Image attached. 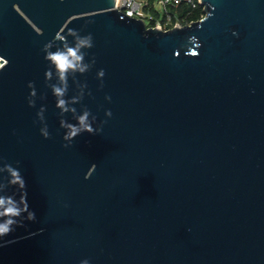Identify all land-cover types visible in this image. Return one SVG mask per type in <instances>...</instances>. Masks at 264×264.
<instances>
[{
  "label": "water",
  "instance_id": "95a60500",
  "mask_svg": "<svg viewBox=\"0 0 264 264\" xmlns=\"http://www.w3.org/2000/svg\"><path fill=\"white\" fill-rule=\"evenodd\" d=\"M200 3L161 29L114 0H0V163L36 216L0 240L15 241L0 264H264V0ZM71 30L96 60L74 107L107 123L66 149L42 48Z\"/></svg>",
  "mask_w": 264,
  "mask_h": 264
},
{
  "label": "clouds",
  "instance_id": "9594fccd",
  "mask_svg": "<svg viewBox=\"0 0 264 264\" xmlns=\"http://www.w3.org/2000/svg\"><path fill=\"white\" fill-rule=\"evenodd\" d=\"M69 36L73 38L72 42H69ZM56 41L59 44L49 41L42 48L44 60L49 65L44 76L46 86L50 88L52 95L55 97V107L59 109V125L60 128L65 130L63 135L65 143L62 147L67 149L72 146L74 138L85 132L91 135L100 134L103 130V124L107 123V121H101L100 125L93 127L97 117L87 107H83L79 113L77 108L74 107V105L83 100L85 89L87 88L86 83L76 79V74L88 72L96 63L95 57H92L89 62L85 61L87 53L84 50L91 49L94 46L91 33L81 36L77 30H71L67 35L58 34ZM70 76L77 91L75 95L66 98L68 97ZM104 76L105 71L100 69L97 72V78L101 80V88L103 87ZM53 80H55V83L52 82ZM27 87L31 90L27 98L28 106L35 107L37 91L34 82L30 81ZM88 95H91V93L89 92ZM39 99L44 100L46 96L41 95ZM105 99L110 101L111 97L106 96ZM45 111L46 107L42 105L36 113L37 121H34V123L38 122L41 125L40 134L45 139H49L50 132L45 120ZM69 113L72 115V119L76 121L75 124L65 119V115ZM105 115L111 117L112 112L108 110ZM0 161H2V158H0ZM5 173L7 174L6 176L3 175ZM12 187H15L17 191L11 195H6L5 192ZM17 193L19 194V199L16 198ZM25 219L28 221L36 219L35 213L29 209L27 202L25 180L18 167H14L9 163H0V240L13 232L16 227H23ZM14 242L4 241L0 243V246ZM80 264H90V262L84 259L80 261Z\"/></svg>",
  "mask_w": 264,
  "mask_h": 264
},
{
  "label": "built area",
  "instance_id": "2783aa9c",
  "mask_svg": "<svg viewBox=\"0 0 264 264\" xmlns=\"http://www.w3.org/2000/svg\"><path fill=\"white\" fill-rule=\"evenodd\" d=\"M114 5L129 16L141 18L147 26L168 29L194 21L191 14L201 3L200 0H114Z\"/></svg>",
  "mask_w": 264,
  "mask_h": 264
},
{
  "label": "trees",
  "instance_id": "16d2710c",
  "mask_svg": "<svg viewBox=\"0 0 264 264\" xmlns=\"http://www.w3.org/2000/svg\"><path fill=\"white\" fill-rule=\"evenodd\" d=\"M203 13H204L203 6L198 5L197 8L191 14V18L197 20L198 18L202 16Z\"/></svg>",
  "mask_w": 264,
  "mask_h": 264
},
{
  "label": "bare ground",
  "instance_id": "6f19581e",
  "mask_svg": "<svg viewBox=\"0 0 264 264\" xmlns=\"http://www.w3.org/2000/svg\"><path fill=\"white\" fill-rule=\"evenodd\" d=\"M0 61H2V58H0Z\"/></svg>",
  "mask_w": 264,
  "mask_h": 264
},
{
  "label": "rangeland",
  "instance_id": "374dc122",
  "mask_svg": "<svg viewBox=\"0 0 264 264\" xmlns=\"http://www.w3.org/2000/svg\"><path fill=\"white\" fill-rule=\"evenodd\" d=\"M148 22V21H147Z\"/></svg>",
  "mask_w": 264,
  "mask_h": 264
}]
</instances>
